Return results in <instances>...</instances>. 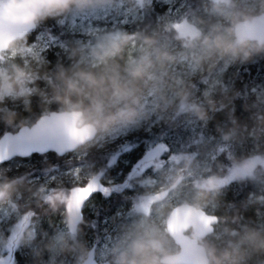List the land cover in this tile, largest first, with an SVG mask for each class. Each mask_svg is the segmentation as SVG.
<instances>
[{
	"label": "clouds",
	"instance_id": "obj_1",
	"mask_svg": "<svg viewBox=\"0 0 264 264\" xmlns=\"http://www.w3.org/2000/svg\"><path fill=\"white\" fill-rule=\"evenodd\" d=\"M260 62L264 0H0V154L48 145L64 164L40 152L42 179L0 167V264L21 249L30 264H264V92L238 116L229 74ZM133 133L155 140L151 170L129 172L136 195L98 248L71 174L99 184L106 168L86 158ZM45 218L62 227L42 231Z\"/></svg>",
	"mask_w": 264,
	"mask_h": 264
},
{
	"label": "trees",
	"instance_id": "obj_2",
	"mask_svg": "<svg viewBox=\"0 0 264 264\" xmlns=\"http://www.w3.org/2000/svg\"><path fill=\"white\" fill-rule=\"evenodd\" d=\"M156 11L157 12L161 11V8L158 5L156 6ZM37 33L38 32L33 33L29 37V39H32L33 35ZM52 34L54 36L59 35V30L53 28ZM62 39H66V37H62ZM57 51H59L57 47L49 46V49L46 55L49 59H54V53ZM236 75H237L236 86L237 88L242 89V96H243L242 99H237L235 101L236 109H237L236 114L239 116L241 115L242 106L245 103L249 95L255 96L260 92H264V66L262 62L253 64V65L243 66L240 68L239 73ZM217 119L222 120L223 115L218 114ZM209 127L211 128V125ZM128 137H130V142L131 144H133L134 147L137 145L136 146L137 148L135 149H138V150L147 149L150 146V144L155 143V140L152 137H147L144 133L132 134ZM108 152L110 151H107V153ZM47 157H49V161H50L49 163L59 164L61 169L64 168L63 161L58 160L54 154H47ZM33 158H35V160H38V161L43 159L42 156L32 155L31 158H27L23 160H32ZM104 158L110 159V156L109 155L102 156L101 149H93L92 153L86 158L84 165H90L92 163H96L98 164L97 166H99L100 169L104 168L107 165L106 161L104 162ZM221 159H223V157H221ZM5 166L6 164L2 165L1 167L5 168ZM40 168H41L40 163L34 164L33 167L21 166L20 168H17V167L11 166L10 167L11 172L9 173V175H17L19 173L30 171L32 172V176H36L38 175V169ZM240 189H241L240 184L232 183L230 187L226 189L227 199L233 202H238L239 199H242L244 195L246 194L247 190H245L244 192H241ZM135 195L136 193L128 195V196H121V197L117 196L116 198H107V197H103L100 193L94 194L93 196H96V197L99 196V199H100L99 202L95 204V208H94L95 212L93 215H90V216L87 215V213H84L83 216H84V219L89 223H91L92 221H95V227L94 228L89 227L84 230L95 235L98 232V230L101 229V223H102L101 221L103 219V215L108 210H112L113 208H115L114 206H116L117 204H122V203L128 204L129 200L134 198ZM96 236L98 235L96 234ZM22 251H24V253L25 251L27 252L26 249ZM16 261L18 262L17 264H29L28 255L25 254L24 256H21V253L19 252L18 256L16 257Z\"/></svg>",
	"mask_w": 264,
	"mask_h": 264
},
{
	"label": "rangeland",
	"instance_id": "obj_3",
	"mask_svg": "<svg viewBox=\"0 0 264 264\" xmlns=\"http://www.w3.org/2000/svg\"><path fill=\"white\" fill-rule=\"evenodd\" d=\"M37 35H38V33L33 35V38L29 39V42L31 43V42L35 41ZM65 37H66V39L69 38L67 36H65ZM49 46L50 47L51 46L52 47H56L55 45H49ZM262 64L264 66V62H262ZM239 70H240V68L238 70H236V69L229 70V74H231L232 72H235L236 74H238ZM198 131H199V129H198ZM133 134H137V133H133ZM188 135H189V133H187V132L178 131L176 134H170V138L168 140H166L165 143L174 146L178 141H182V140L186 139ZM128 136L127 137H122L121 139L115 141L114 143L107 144L103 148H107V147L115 148V147H117V148H119V150L122 151V149L126 148V146L130 147L131 145H133V144H131L130 137H128ZM103 148H99V149L103 150ZM149 148H147V149H149ZM110 151H111V156H112L113 155V151L112 150H110ZM135 154L136 155H134V156H130L129 155L128 157L129 158L130 157L137 158L138 154L137 153H135ZM47 158H48V161H49V157H47ZM165 158H166V156H165ZM40 162H41V160L38 161V160H35V158H33L32 160H21V161L20 160H13V161H10L8 164H6L5 168H10L11 166H14V167H17V168H20L21 166L33 167L34 164H38ZM40 165H41V163H40ZM97 165L98 164H96V163H92L90 165H83V167L85 168V171H87L89 166H91V170L93 172H95V171L100 169V167L97 166ZM61 170H63V169H61ZM137 172H139V171H137ZM77 173H79V176H77ZM52 175H59V173H52ZM84 177H85V172L84 171H80L79 168L76 169V172H73L71 174V181L68 184V186H69L68 188L70 190L69 193H68V201H69L70 204L73 201L72 200L73 199V196H72L73 193L76 190L81 189V187L89 184ZM36 178H41L42 179L40 169H38V175L33 176V179H36ZM121 178L122 177H121L120 174H116V175L106 174L104 176V178L101 179L99 184H95V185H97L100 188L108 187V186H111V188H114V184L116 182L121 181ZM99 193L103 197L104 196L105 197L108 196L106 194L103 195L101 191ZM99 200H100L99 196L98 197L93 196L88 201H86L84 203L83 207H82L83 214L87 213V215H89V216L93 215L94 212H95L94 211L95 210L94 209L95 208V204L97 202H99ZM127 206H128V204L122 203V204L117 205V208H113L112 210H108L103 215V219L101 221L102 222L101 223V229L98 230V232L96 233L98 236H96V234L94 235V234L84 230V232H85L84 239L87 240L89 244H94L98 248H104L108 244L109 240L111 239V235H114V233H113L114 225H113V222H112L111 218L114 216V214L117 212V210L126 209ZM61 227H62V225L60 224L58 218H52L51 220H49L48 218H45L40 223V229L42 231H44V232L49 233L50 235L54 231H56L58 228H61ZM22 250H24V249H22ZM22 250H19V252L21 253V256H24L25 254L27 255V252L25 251V253H24V251H22ZM28 261H29V264H30V257L29 256H28Z\"/></svg>",
	"mask_w": 264,
	"mask_h": 264
},
{
	"label": "flooded vegetation",
	"instance_id": "obj_4",
	"mask_svg": "<svg viewBox=\"0 0 264 264\" xmlns=\"http://www.w3.org/2000/svg\"><path fill=\"white\" fill-rule=\"evenodd\" d=\"M136 146L135 147L133 145H131L130 147L126 146V148L122 149V151L119 150V148H117V147H115V148L107 147V148H103V150H101L102 156H104V155L110 156V159L104 158V162L106 161V163H107V165L104 168H106L108 166L106 168L105 175L106 174H112V175L120 174L122 177L121 181L116 182L114 184V188H111V186L102 187V188L99 187V192L101 191L103 195H105V194L108 195L107 198H116L117 196L118 197L128 196L130 194L136 193L133 190V186L131 184L125 182V178L128 177L129 172H131L134 169V167L137 166L138 162H141L142 166L139 167V169H138L139 172L134 173V175L144 173L146 170L147 171L151 170L150 164L152 163V161H149L148 163L142 162V158L144 157V154L148 149H139L138 150V149H135V148H137ZM154 146H155V143L152 144L150 146V148H152ZM110 150L113 151L112 156H111ZM107 151H110V152L107 153ZM135 153L138 154L137 158H134V157L129 158L128 157L129 155L130 156L136 155ZM161 158L166 159L165 157H161ZM72 196H74V195H72ZM117 205H119V204H117ZM117 205L114 207L117 208ZM18 253H19V251L15 252V254H14L15 260H16V257L18 256ZM17 263L18 262L16 261V264Z\"/></svg>",
	"mask_w": 264,
	"mask_h": 264
},
{
	"label": "water",
	"instance_id": "obj_5",
	"mask_svg": "<svg viewBox=\"0 0 264 264\" xmlns=\"http://www.w3.org/2000/svg\"><path fill=\"white\" fill-rule=\"evenodd\" d=\"M40 152L55 154L54 150L48 145H40L37 147H22L18 149L17 154L13 155L11 159L6 158L8 156L7 152L0 154V161H2V163L0 164L7 163L15 158L21 159V158L31 157L33 154L39 155ZM97 190L98 187H96L93 183L88 184L85 187H82L80 190H77L74 193V201L72 202L71 205L83 206L84 202L88 200Z\"/></svg>",
	"mask_w": 264,
	"mask_h": 264
}]
</instances>
